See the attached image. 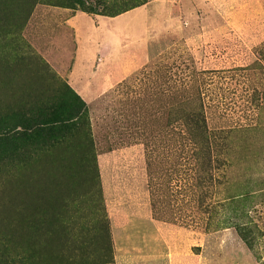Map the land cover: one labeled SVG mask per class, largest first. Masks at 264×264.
Listing matches in <instances>:
<instances>
[{
  "label": "rangeland",
  "instance_id": "rangeland-1",
  "mask_svg": "<svg viewBox=\"0 0 264 264\" xmlns=\"http://www.w3.org/2000/svg\"><path fill=\"white\" fill-rule=\"evenodd\" d=\"M136 1L0 0V194L12 198L0 264L113 263L90 110L58 70L70 69L74 13L111 17ZM223 2L140 5L157 24L147 61L115 84L128 111L109 142L135 152L123 159L121 193L136 198L142 179L153 217L192 232L199 264H264V14L241 0L225 13ZM120 26L131 28L121 55L137 50L138 23ZM200 105L225 163L217 174L180 152L182 116ZM34 186L41 203L25 193Z\"/></svg>",
  "mask_w": 264,
  "mask_h": 264
},
{
  "label": "crops",
  "instance_id": "crops-1",
  "mask_svg": "<svg viewBox=\"0 0 264 264\" xmlns=\"http://www.w3.org/2000/svg\"><path fill=\"white\" fill-rule=\"evenodd\" d=\"M207 7L215 9L214 0ZM227 1H229L227 3ZM233 0H224L225 13ZM256 13L264 14V7L255 6L264 0H241ZM132 23L142 32L136 47L122 54L125 37L131 28L120 24ZM74 39L70 69L58 70L69 87L88 105L93 122L107 217L111 224L115 255L112 264H199L193 249L197 247L192 232L181 226L157 220L152 215L147 193L139 184L136 198H125L119 176L125 169L123 159L135 155L130 149L111 148L110 127L115 126L119 112L128 111L126 104L116 105L114 98L121 94L117 87L122 80L135 76L137 68L149 57L147 33L156 27V20L148 14V6H139L114 17H96L76 12L68 20ZM120 45L123 46L119 51ZM117 83V85H115ZM123 106V109L121 108ZM134 109L131 111L134 113ZM134 137V132L132 133ZM135 139V138H134ZM134 147V142H131ZM128 147V146H127ZM127 168V167H126ZM111 176L110 183L109 178ZM142 177V176H141Z\"/></svg>",
  "mask_w": 264,
  "mask_h": 264
},
{
  "label": "trees",
  "instance_id": "trees-1",
  "mask_svg": "<svg viewBox=\"0 0 264 264\" xmlns=\"http://www.w3.org/2000/svg\"><path fill=\"white\" fill-rule=\"evenodd\" d=\"M138 5L132 7L131 9H134L136 7H139L140 5L145 3V0H138L136 1ZM129 9V10H131ZM87 14H93L90 10H83ZM128 11V10H125ZM124 11V12H125ZM123 12H120L118 14H115L111 17L117 16ZM198 99L201 98L200 95L197 96ZM201 105L198 108H191L184 116H182V127L183 129L180 132L182 145L180 146V152L183 154L191 153L193 154L196 159L199 160L198 164L195 165V167H198V169L201 171L203 169L206 171H209L210 173L213 172L215 174L218 173V171H222L225 167V163L221 160H218L216 157L214 158L213 148L214 140L216 139V135L213 134L207 124V117L204 114L203 110L201 109ZM185 141V145L183 142ZM188 144V145H186ZM25 193L28 196L29 193L33 195V198H36L37 201L38 196L41 200L38 202L41 203L43 200V194L41 186H34L32 189L27 188L25 189ZM9 195L7 194H0V231H6V228L8 226V222L10 219V206L12 204V198L9 200H5V196ZM45 200V198H44ZM43 202V201H42ZM218 204V203H217ZM47 207V205L45 206ZM166 222V221H165ZM244 233H246L245 230L246 224H241L239 226ZM245 242L248 244V238H246V235L244 237Z\"/></svg>",
  "mask_w": 264,
  "mask_h": 264
},
{
  "label": "bare ground",
  "instance_id": "bare-ground-1",
  "mask_svg": "<svg viewBox=\"0 0 264 264\" xmlns=\"http://www.w3.org/2000/svg\"><path fill=\"white\" fill-rule=\"evenodd\" d=\"M65 169H66V168H65ZM66 178H67V177H66ZM69 183H70V182H69ZM42 198H43V197H42ZM38 199H39V200H41V199L39 198V196H38ZM39 200H38V201H39ZM42 201H44V198H43V200H42ZM42 201H41V202H42Z\"/></svg>",
  "mask_w": 264,
  "mask_h": 264
}]
</instances>
